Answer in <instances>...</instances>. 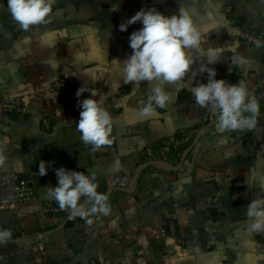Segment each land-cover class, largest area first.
Listing matches in <instances>:
<instances>
[{"label":"crops","instance_id":"0c3cea01","mask_svg":"<svg viewBox=\"0 0 264 264\" xmlns=\"http://www.w3.org/2000/svg\"><path fill=\"white\" fill-rule=\"evenodd\" d=\"M153 6L167 16L183 7L203 34L202 47L222 49L221 61L209 66L217 79L240 75L247 82L261 104L254 129L221 133L213 114L195 104L191 88L208 79L199 71L206 62L199 51L191 52L195 77L123 82L129 37L142 24L124 32L119 25ZM243 30H264V0H55L48 22L27 31L8 0H0V100L17 99L25 109L0 114V142L8 141L0 153V228L12 232L0 244V264H44V250L50 264H168L177 245L187 253L179 264H264V234L253 232L246 217L249 203L264 196V50L244 41ZM238 57L249 63L239 65ZM156 83L171 99L142 117L139 108ZM65 84L70 88L62 90ZM83 84L106 98L112 115L115 140L100 151L76 130L79 100L89 95L76 96ZM174 134L190 143L151 161L149 149ZM40 160L54 162L45 176L38 174ZM59 167L94 173L109 215L46 211L47 203L59 207L47 195ZM22 179L33 185L34 197L1 206Z\"/></svg>","mask_w":264,"mask_h":264},{"label":"clouds","instance_id":"9594fccd","mask_svg":"<svg viewBox=\"0 0 264 264\" xmlns=\"http://www.w3.org/2000/svg\"><path fill=\"white\" fill-rule=\"evenodd\" d=\"M55 0H8V9L20 26L29 30L33 26L48 22L53 12ZM137 22L142 27L133 31L129 37L132 53L122 61V79L125 84L147 82H181L191 75L195 77L193 50L199 51L206 62L201 63L199 71L206 72L208 79L191 88L195 104L206 108L215 118L219 132L254 129L261 112V104L247 86L240 81L237 84L217 79L215 68L220 62L222 49L208 47L204 49L203 34L194 24L190 13L183 7L178 14L167 16L156 7L141 8L135 15L119 25V30L127 31ZM244 66L249 63L245 58L236 61ZM84 93L88 97L79 100L80 118L76 130L85 145H91L92 151H100L113 144L112 115L105 106L106 98L95 89L89 90L84 84L77 90L79 98ZM170 95L160 83L149 91L146 100L139 108V115L150 117L157 109H163L170 101ZM61 115V113H59ZM221 143L224 142L222 138ZM7 138L0 142V153L5 150ZM3 156L0 155V164ZM53 161L40 160L38 174L45 176ZM117 164L114 167H118ZM57 184L48 188L47 195L54 199L59 207L67 210L72 217L86 218L94 214L108 216L111 209L108 196L98 191L94 173L55 168ZM264 193V192H262ZM83 198V200H82ZM246 217L251 221L250 228L255 233L264 234V196L252 200L246 208ZM12 236L9 229L0 228V244ZM175 254L168 258V264H179L187 253L177 245Z\"/></svg>","mask_w":264,"mask_h":264},{"label":"built area","instance_id":"2783aa9c","mask_svg":"<svg viewBox=\"0 0 264 264\" xmlns=\"http://www.w3.org/2000/svg\"><path fill=\"white\" fill-rule=\"evenodd\" d=\"M224 15L228 16L232 12L231 6H226L223 8ZM240 37L254 45L258 48L264 50V30L251 31L243 30L240 33ZM24 106L19 102V100L3 97L0 100V114L5 113H18L22 114L24 112ZM44 124L48 127L50 125L49 119L46 117L44 119ZM190 143L189 136H178L176 134L170 136L166 141L163 142L160 146H154L149 149V156L152 158H161L160 160H166L174 152H180L184 147ZM157 154L158 156H155ZM15 195L12 198H5L1 200V206H8L14 208L22 202L29 201L34 197V187L33 185L25 179L14 182ZM45 210L52 213L62 212L63 209L53 205V203H47ZM170 233L177 237L176 223L173 219L169 220L168 223ZM167 234L166 231H163V235ZM178 241L184 244V240L178 237ZM43 263L50 264L49 254L46 250L43 252ZM91 264H96L95 261H92Z\"/></svg>","mask_w":264,"mask_h":264},{"label":"water","instance_id":"95a60500","mask_svg":"<svg viewBox=\"0 0 264 264\" xmlns=\"http://www.w3.org/2000/svg\"><path fill=\"white\" fill-rule=\"evenodd\" d=\"M227 83H230V84H237L239 83L240 81H243V83L247 86V82L244 81L243 78L240 77V75L236 76V75H232V76H228L224 79Z\"/></svg>","mask_w":264,"mask_h":264},{"label":"rangeland","instance_id":"374dc122","mask_svg":"<svg viewBox=\"0 0 264 264\" xmlns=\"http://www.w3.org/2000/svg\"><path fill=\"white\" fill-rule=\"evenodd\" d=\"M60 87L62 88V90H66L68 88H70V85H60ZM127 90V88H123V91ZM51 127V126H50ZM49 127V128H50ZM155 156H158L157 154H155ZM151 158V157H150ZM161 158H152L150 159L151 161H155V160H160Z\"/></svg>","mask_w":264,"mask_h":264}]
</instances>
